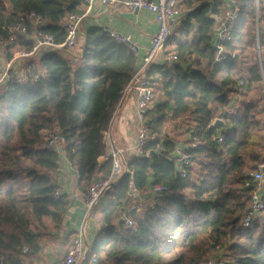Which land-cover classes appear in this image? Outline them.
Segmentation results:
<instances>
[{
    "label": "trees",
    "instance_id": "obj_1",
    "mask_svg": "<svg viewBox=\"0 0 264 264\" xmlns=\"http://www.w3.org/2000/svg\"><path fill=\"white\" fill-rule=\"evenodd\" d=\"M177 2L184 17L165 54L178 61L146 72L155 90L146 115L153 134L148 154L132 155L128 172L101 198L96 208L101 225L91 250L99 264H210L219 252L226 264H264V209L249 226L242 224L255 191L252 173L264 165V155L249 150L252 138L264 131V27L260 23L257 33L255 0H236L233 37L221 43L224 52L219 53L215 37L227 0ZM82 4L0 0V34L8 35L6 28L36 13L46 22L38 32L62 43L64 23L72 14H83ZM34 45L19 34L6 57L30 52ZM36 64L0 97V264H23L38 254L42 239L60 227L72 205L69 196L55 195L58 184L50 172L58 169L60 158L47 147L46 133L65 137L79 189L87 192L110 175L111 163L99 162L108 148L104 134L141 68L129 46L98 27L85 32L78 62L49 49ZM235 96L242 101L232 105ZM220 110L226 123L221 143L213 126ZM182 119L190 135L183 147L172 134ZM168 123L173 130H167ZM181 148L190 155L186 177L176 168ZM151 185L167 190L154 205L145 204L139 212L130 208L132 191ZM123 207L133 228L122 218Z\"/></svg>",
    "mask_w": 264,
    "mask_h": 264
},
{
    "label": "built area",
    "instance_id": "obj_2",
    "mask_svg": "<svg viewBox=\"0 0 264 264\" xmlns=\"http://www.w3.org/2000/svg\"><path fill=\"white\" fill-rule=\"evenodd\" d=\"M82 2L88 6H92L96 2H101L105 5L123 4L130 12H142L144 10L151 11L155 15L156 30L150 40V46L146 55L142 59L141 68L137 74L132 78L129 84L123 91V98L120 105L130 95H136V111L138 119V134L137 139L132 148L124 149L114 146V140L111 132V123L109 129L104 134V142L110 149V153L103 158L104 162L111 163V172L106 179L94 182L87 192L81 193V198L84 206V213L80 222L74 228V238L67 255L59 264H99L97 257L92 253L91 244L89 242L90 227L92 224L101 225L100 217L96 212V208L103 197L112 186L121 179V177L128 172L129 159L132 155L145 156L146 145L152 139V131L147 123V111L151 104L155 90L146 78L147 70L157 62L173 67L178 58L176 55L166 57V47L173 30L181 23L184 13L178 7L177 0H73ZM229 9L223 17H219L220 27L215 37L216 47L219 53L224 52L221 43L229 42L233 37V28L235 21L238 18L239 7L236 0H227ZM233 7V9H231ZM255 17L257 24V33H259L260 23L264 27V0H255ZM85 14H72L64 23L65 39L62 43H58L55 36L50 34H41L38 29L46 24L41 15L31 13L6 28L7 34H0V58H2L3 65L0 67V97H5L9 92L10 83L13 81H21L25 79V73L30 71L33 67L27 65H17L21 58L39 59L45 51L52 50H71L74 49L81 35L83 34ZM110 36L117 42L126 44L130 49L137 54L139 48L132 43L129 36H125L116 31L108 30ZM26 36L27 39L34 41L35 45L30 52L15 54L11 60H7L6 51L16 45L17 35ZM17 60V61H15ZM263 76L264 72L262 71ZM239 85H243L240 82ZM239 97H235L232 103L238 101ZM215 140L219 143L223 142L224 136L219 133ZM196 139L193 140L191 147L196 146ZM67 140L58 133H46V145L48 148L55 150L58 154L65 153V146ZM186 148L179 149L176 157V168L182 177L188 174V167L190 166V155L185 151ZM259 171L252 173L253 184L255 191L252 195L250 206L245 211L242 217V224L249 226L251 221L260 215L264 209V182L263 174L261 172L262 165H259ZM250 182L246 183V187H250ZM167 188L164 185H151L144 190L141 195V201L148 200L149 205H154L157 200L166 192ZM134 191H132L133 193ZM143 192V191H141ZM130 194V208L141 211V204L135 203L136 198ZM55 195L57 197L62 195L59 187ZM128 208L121 209L122 218L127 227L133 228L135 226L133 218L128 213ZM29 249L24 248V253L27 254ZM215 264H226L225 261H216Z\"/></svg>",
    "mask_w": 264,
    "mask_h": 264
},
{
    "label": "crops",
    "instance_id": "obj_3",
    "mask_svg": "<svg viewBox=\"0 0 264 264\" xmlns=\"http://www.w3.org/2000/svg\"><path fill=\"white\" fill-rule=\"evenodd\" d=\"M79 9L82 10L83 14H85L83 34L74 49L60 50L64 57L72 60L73 62H78L83 53L85 32L89 28L98 27L107 31H116L125 36H129L132 43L139 48L137 55L139 61L142 62V59L146 55L150 46V40L156 30L155 15L151 11L144 10L142 12L133 13L130 12L123 4L105 5L101 2H96L92 6L82 4L79 6ZM18 53H25V51H17L15 54ZM169 56L170 55H166V57ZM27 59H30L29 62H31V64L27 65ZM3 61L4 60L0 58V65H3ZM34 61L37 60H35V58L26 57L19 59L16 64H21L22 66L27 65L26 68H28V66L34 68L37 66ZM157 64H162V62H157ZM136 98L135 93L130 94L124 100L123 104L119 105L117 112L114 114L115 117L110 128L115 147L129 149L132 148L136 142L138 134ZM238 101L234 102L232 105ZM222 113L223 111L220 110L218 117L215 120L223 119L220 117ZM223 130L224 129L220 130L219 133ZM183 132L186 134V131L182 129L180 130L179 135L176 136V141L181 147L187 146L188 141L190 140L189 134H186V136L183 134L182 136H185V138H183L184 140H180L178 136H180ZM109 153L110 149L107 148L105 155H108ZM102 157L99 159L101 164L105 163ZM59 158L58 169L50 172V175L58 184L62 195L65 194L69 196L72 201V205L69 211L65 214L60 227L58 229H54L48 236L42 239V249L40 252L36 255L33 253L30 257H27L23 264H59L67 255L73 242L74 228L83 216L84 206L81 198L82 191L78 186V173L67 158L66 152L64 154H59ZM144 193V191H134L132 193L133 197L136 198L135 203L141 204V209L145 204L147 205L150 203L148 200L145 202L141 201V198H144L141 197V195ZM131 204H134V202L131 201ZM99 229L100 226L98 224L95 223L91 225L89 236V242L91 245L94 242Z\"/></svg>",
    "mask_w": 264,
    "mask_h": 264
},
{
    "label": "rangeland",
    "instance_id": "obj_4",
    "mask_svg": "<svg viewBox=\"0 0 264 264\" xmlns=\"http://www.w3.org/2000/svg\"><path fill=\"white\" fill-rule=\"evenodd\" d=\"M182 11H183V10H182ZM32 58H35V57H32ZM35 60H38V59H35ZM29 61H30V59H27V60H26L27 65L31 64V62H29ZM34 62H37V61H34ZM0 67H1V65H0ZM248 100H249V99H247V98H243V101H248ZM240 101H242V100H240V98H239V101H238L237 103H240ZM237 103H236V104H237ZM179 126H180V129H177V130H175V132H172L173 135H174V134H175V135H179L180 130H182V129L185 130V129H186V120H183V119H182V120L179 122ZM168 129H172V130L174 129L172 123H168V124H167V130H168ZM177 131H179V132H177ZM183 134L186 136V134L183 132V133L180 134V136H179L180 140H184L183 138H185V136L183 137V136H182ZM173 135H172V136H173ZM173 138H174L175 140H177L175 136H173ZM249 150H250V152H258V153L264 155V131H262L261 133L259 132L258 134H256V135L252 138L251 146H250ZM222 256H223V252H219V253H215V254H213L212 257H211L210 264H215L216 261H224L223 258L221 259ZM220 259H221V260H220Z\"/></svg>",
    "mask_w": 264,
    "mask_h": 264
},
{
    "label": "water",
    "instance_id": "obj_5",
    "mask_svg": "<svg viewBox=\"0 0 264 264\" xmlns=\"http://www.w3.org/2000/svg\"><path fill=\"white\" fill-rule=\"evenodd\" d=\"M231 9H233V7H231ZM213 126L216 128L217 131H220L225 128L226 123L223 119H217L215 120ZM261 172L263 174V182H264V165H262L261 167Z\"/></svg>",
    "mask_w": 264,
    "mask_h": 264
}]
</instances>
